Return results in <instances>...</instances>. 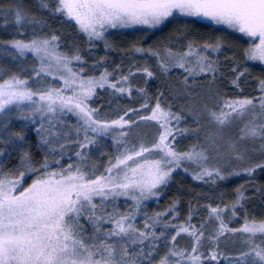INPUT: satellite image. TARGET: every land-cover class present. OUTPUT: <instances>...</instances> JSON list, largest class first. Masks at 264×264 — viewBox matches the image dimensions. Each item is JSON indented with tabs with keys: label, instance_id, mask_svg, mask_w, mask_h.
<instances>
[{
	"label": "snow or ice",
	"instance_id": "snow-or-ice-1",
	"mask_svg": "<svg viewBox=\"0 0 264 264\" xmlns=\"http://www.w3.org/2000/svg\"><path fill=\"white\" fill-rule=\"evenodd\" d=\"M0 25V264H264L251 181L216 192L264 171V0H8ZM180 169L208 191L148 211Z\"/></svg>",
	"mask_w": 264,
	"mask_h": 264
},
{
	"label": "trees",
	"instance_id": "trees-1",
	"mask_svg": "<svg viewBox=\"0 0 264 264\" xmlns=\"http://www.w3.org/2000/svg\"><path fill=\"white\" fill-rule=\"evenodd\" d=\"M8 0H0V4H5L7 3ZM192 20L195 21V26L193 27V32L199 33L200 31L204 32V35H196L195 38L198 41H202L204 39L212 38L214 39L215 36L220 33L221 31L224 30V28L221 27H216L213 25H209L208 23L201 22L197 19L192 18ZM192 21H189L191 23ZM185 21L183 19H177V20H171L167 24L163 25L162 27L159 28L158 31L154 33H150V36L152 39H156L162 36H167L168 33L172 32L174 34V30H178L181 25H183ZM139 29V28H138ZM67 31V29L65 28ZM9 29L3 27L0 25V39H6L7 34H8ZM137 31L133 30H127V31H112L108 33V38L110 41L114 42L115 47L111 50H109L107 53L104 52L103 49V42H100L99 44H94L93 46L98 48L99 51L96 52L93 56L92 53H85V55L91 59V58H96L99 57L101 54H106L108 57L112 59V62L115 63L116 61L121 59V55L118 51L119 48H127V42L134 40L135 37L137 36ZM225 35L228 37V39L231 40H241V36L233 33L231 31H228L225 33ZM243 43H246V40H242ZM145 43H148L146 40ZM223 55V54H222ZM136 58H141V57H136ZM8 57H5L3 55H0V61H7ZM125 64H127V60H125ZM102 67L104 65H101ZM110 66V65H109ZM14 70V69H13ZM259 71V67L257 66L255 69V72ZM255 74V73H254ZM156 82H152V88L150 89L151 91H155L156 88ZM249 94V93H248ZM100 101L97 100L96 103H99ZM120 103L126 104L128 106H132L131 100L129 99H121ZM19 123L15 122L14 118V127H19ZM34 128V125L29 124L28 126V131H29V141H34L35 139V133L32 131ZM187 142V141H185ZM33 148H35V144L32 143L31 145ZM66 162V161H65ZM28 179H31V177H28ZM251 181V183L248 185V189L246 192V195L248 197H251V199L246 203V207L249 208V213H251V204H256L258 206L257 210V215L260 214V212L264 211V195L261 194V191H257L256 189H261L264 191V171L257 170L254 175L248 176V175H239L236 177H231L226 181V186L223 189H226L227 191L231 192L232 189L235 188L237 184H239L241 181ZM27 183V180L25 181ZM190 186H195L191 177L177 171L174 173V175L171 177L170 184L167 186L163 194L159 197L158 200L146 204V207L148 211H151L154 207L159 204L160 207L165 206V204L172 198L173 196H178L180 197L181 200V205L179 211L182 213L183 218V213L187 209L188 206V197L192 193L193 190L190 188ZM224 199H231V196H226ZM241 211V216L243 215V209Z\"/></svg>",
	"mask_w": 264,
	"mask_h": 264
},
{
	"label": "rangeland",
	"instance_id": "rangeland-1",
	"mask_svg": "<svg viewBox=\"0 0 264 264\" xmlns=\"http://www.w3.org/2000/svg\"><path fill=\"white\" fill-rule=\"evenodd\" d=\"M194 19H197V20H199V21H201V22H204V23H208L207 21H206V19L205 18H203V17H195ZM213 26H216V27H221V28H224V26H222V25H213ZM134 28H136V29H138V28H141V27H143V26H133ZM160 28V27H159ZM127 30H130V29H124V30H122V31H127ZM114 31H121V30H114ZM228 31H231V32H233V33H236V34H238V35H240L241 37H243V34H241V33H238V32H234L233 30H231V29H229ZM110 32H112V31H110ZM252 64H255V65H259V62L258 61H254V62H251ZM135 82V81H134ZM249 87H251V86H249ZM244 94H248L247 92L246 93H244ZM135 95V94H134ZM186 143V142H185ZM186 167H187V165H186ZM177 171H180V172H182V173H184V174H186V175H188V176H190L191 177V179H192V176H191V173L190 172H185V171H183V169H180V170H176L175 172H177ZM236 176H239V175H232V176H229V177H227L226 178V181L229 179V178H231V177H236ZM192 181H193V183H194V187L193 186H190V188H192L191 190H193L192 191V193H191V195L193 196V202L195 203L196 202V200H195V195H196V192L197 191H200V192H206V191H208V189H205L204 188V186H203V182H198V181H194L193 179H192ZM226 181H225V183L224 184H221L220 185V187L219 188H216V192L217 193H219V191L221 190V189H223L227 184H226ZM169 184H170V182H169ZM168 184V185H169ZM167 188V187H166ZM165 188V189H166ZM165 189L163 190V192L165 191ZM163 192H162V194H163ZM157 199H151L149 202H147V204L148 203H151V202H154V201H156ZM264 212V211H263ZM203 214V213H202ZM240 223V220H235L234 221V223L231 225V226H236V225H238ZM222 248H223V246H222ZM225 251H227L228 249H224ZM217 264H228V261H226V260H224L223 259V257L220 259V261H218L217 262Z\"/></svg>",
	"mask_w": 264,
	"mask_h": 264
}]
</instances>
